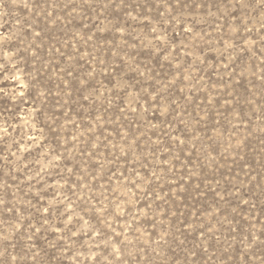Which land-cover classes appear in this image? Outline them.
<instances>
[{
	"label": "rangeland",
	"instance_id": "obj_1",
	"mask_svg": "<svg viewBox=\"0 0 264 264\" xmlns=\"http://www.w3.org/2000/svg\"><path fill=\"white\" fill-rule=\"evenodd\" d=\"M0 264H264V0H0Z\"/></svg>",
	"mask_w": 264,
	"mask_h": 264
}]
</instances>
